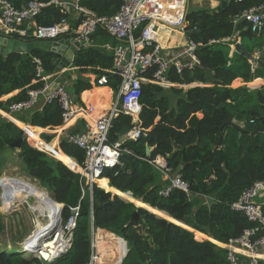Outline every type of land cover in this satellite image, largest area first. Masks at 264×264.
Segmentation results:
<instances>
[{
  "label": "trees",
  "instance_id": "16d2710c",
  "mask_svg": "<svg viewBox=\"0 0 264 264\" xmlns=\"http://www.w3.org/2000/svg\"><path fill=\"white\" fill-rule=\"evenodd\" d=\"M9 1L21 7L30 0ZM263 2L221 0L216 8L201 6L189 9V30L196 28L191 38L202 43L197 50L201 65L182 75L171 71L170 79L179 84L199 82L204 85L186 90L173 86L171 93L159 85L149 83L143 86L140 98L142 110L137 123L142 130L141 135L121 143L122 165L107 169L102 174L97 182L101 188L94 186L93 205L82 175L61 161L72 166L75 158L82 166L84 152L69 143L66 136L61 138L60 148L67 155L63 154L57 142L47 144L39 140L52 157L41 148L33 147L27 139L25 128L30 125L55 128L63 124L59 103L40 104L13 114L24 123L11 117L13 122L5 117L4 111L9 110L11 103L27 99L28 90L40 85L33 84L38 66L35 58L41 60L44 74L54 75L63 65L83 73L66 86L78 104L82 103L83 91L100 86L92 77L85 76L88 73L98 76L107 74L109 83L106 85L118 92L121 80L108 71L113 67L114 56L105 46L114 45L117 41L104 28L98 27L91 43L80 47L72 61H64V55L42 49L0 55V98L19 91L0 102V177L11 167L19 168L64 205L65 221L72 208L80 206L72 247L48 264H89L92 224L100 230L99 233H113L129 241L130 250L121 264H230L228 250L218 244L228 243L252 226L242 212L232 208V204L254 181L264 179V132L252 133L256 127L264 126V86L249 91L244 86L231 88L229 85L238 77L245 82L264 78V53L258 68L253 70L246 54L236 51L230 56L232 42L224 39L239 31L241 46L246 53L254 54L255 49L262 48L264 30L253 32L251 25L243 19L235 26L233 19L235 15ZM79 4L99 15L112 16L120 8L121 0H80ZM64 18L75 27L80 22L72 13H64L55 4L46 7L36 20L38 24L51 25ZM212 40L216 42L210 43ZM71 71L66 72L71 75ZM108 93L111 92L107 87L94 88L86 92L84 98L89 102L93 100L91 103L95 107L99 103L103 106ZM254 105H261L263 110H252ZM198 112H203L202 118L197 116ZM230 116L244 123L242 129L235 124L221 127ZM251 119L254 123L250 122ZM84 124V120L79 121L69 133L81 131ZM134 126L132 117L119 114L113 121L110 141H119ZM41 137L47 142L54 138L47 133L41 134ZM18 140L20 145L14 146L13 143ZM147 146L153 148L149 155L146 153ZM157 155L166 157L172 170L182 174L190 185V193L174 189L167 197L159 194L169 181L164 180L161 171L150 163ZM106 178L113 188L131 192L135 198L165 211V217L179 225L145 208H138L119 196L113 197L111 192L105 191L103 181ZM4 179L5 175L0 179V196L3 194ZM106 203L110 204L106 206ZM136 210L140 216L132 221ZM2 225L0 206V230ZM186 225L214 240H199L203 239V235L195 234L185 228ZM239 259L240 264L249 263L245 256L239 255ZM37 263L40 264V260L26 256L18 244L0 249V264Z\"/></svg>",
  "mask_w": 264,
  "mask_h": 264
},
{
  "label": "built area",
  "instance_id": "2783aa9c",
  "mask_svg": "<svg viewBox=\"0 0 264 264\" xmlns=\"http://www.w3.org/2000/svg\"><path fill=\"white\" fill-rule=\"evenodd\" d=\"M79 1L30 0L27 4L17 7L9 0H0V33L7 37L27 41L71 39L72 42H84L83 46H87L91 43V37L98 27H102L117 41L115 45L106 44L114 56L113 68L109 72L121 80L116 100L108 111L93 123L85 122L81 131L66 135L69 143L78 146L84 152L85 159L79 173L85 180V190H88L93 205L94 186L98 185L96 180L107 169H115L122 165L121 143L119 141L112 143L109 137L114 119L119 114L132 117L135 126L128 134V138L137 139L142 131L137 123L142 110L140 98L143 86L149 83L163 88L182 85L170 79V72L182 75L200 66L201 60L197 55V50L202 43L188 37L186 44L180 47V50L169 53L167 51L173 49L164 48L159 41L160 35L165 30H179L184 34L189 30L187 21L189 0H184L183 8L178 11L175 10L173 0H121L120 8L112 16L99 15L81 6ZM51 4L61 7L64 13H72L73 17L80 19L79 24L75 27L67 18L51 25L38 24L36 18ZM242 19L251 25L253 32H262L264 30V2L235 15L234 25L236 26ZM224 40L232 42L230 44L232 47L235 43H241L239 36H230ZM213 42L216 40L210 43ZM35 61L38 66L33 84L40 85L28 90L27 99L11 103L6 112L12 115L28 111L40 104H50L56 101L62 108V126L67 125L83 109L79 107L66 85L54 79L58 72L54 75L44 74L41 60L35 58ZM252 67L255 70L254 65ZM92 76V79L100 86L109 83L107 74ZM250 122L254 123V119ZM150 163L159 169L169 181L167 186L159 190L161 196H169L174 189L190 193L189 183L180 172L172 170L166 157L157 155L150 160ZM85 190L83 189L84 193ZM263 197L264 179L256 180L232 204V208L242 212L252 226L245 229L241 236L230 239L228 243H217L228 250L230 264H240L239 255L247 257L248 264H264V257H261L264 255V201L260 200ZM60 205L63 214V204ZM79 214L80 206L73 207L68 219L66 221L63 219L64 222L61 220L59 226L52 224L47 232L48 236H44L43 240L51 241L60 236L62 238L60 246L59 243H52V247H48L44 253L41 245L30 243L29 238L33 232L25 239L22 247L20 246L24 254L39 259L40 264H48L68 252L72 247ZM99 231L92 224V254L89 264H98L102 256Z\"/></svg>",
  "mask_w": 264,
  "mask_h": 264
},
{
  "label": "bare ground",
  "instance_id": "6f19581e",
  "mask_svg": "<svg viewBox=\"0 0 264 264\" xmlns=\"http://www.w3.org/2000/svg\"><path fill=\"white\" fill-rule=\"evenodd\" d=\"M173 1H175L176 11L183 8L184 0ZM171 44H173V41ZM103 107L104 105L101 109H103ZM101 109L96 113H92L89 117L91 119H96V115L99 114ZM2 187L3 194L0 196V202L3 203V205L9 206L17 202H19V204L26 203L31 213L35 215V220L38 223V225H36V230L38 231H36V235L29 238L30 243L41 245L44 249V253H46L48 247H52V243H59L60 246L62 243V238L60 236L54 241L53 239L52 241L46 239L43 240L44 236H48L47 232L51 229L52 224H57V226H59L61 223L60 203L56 202L46 189L32 181L18 176L5 175ZM41 217H46V222H41ZM98 237L101 240L100 246H102V256L99 258L98 264H120L127 252L129 241L109 232H100Z\"/></svg>",
  "mask_w": 264,
  "mask_h": 264
},
{
  "label": "crops",
  "instance_id": "0c3cea01",
  "mask_svg": "<svg viewBox=\"0 0 264 264\" xmlns=\"http://www.w3.org/2000/svg\"><path fill=\"white\" fill-rule=\"evenodd\" d=\"M195 2H196V7H201V6H209V7H212V8H216V7H218L219 6V4H220V2H221V0H195ZM190 5V0H189V2H188V6ZM195 7V8H196ZM234 35H236V36H239L240 37V32L239 31H236L234 34H233V37H236V36H234ZM241 39V38H240ZM187 40H188V37H187V35L186 34H184V32H181V31H179V30H171V29H168V30H165V31H163V33L160 35V37H159V41L161 42V44L164 46V48H168V47H170V48H172L173 50H169V51H167V52H169V53H172V52H176V51H178V50H180V47H182L183 45H185L186 44V42H187ZM173 41V44H171V42ZM236 44H238V43H235V45H234V47H232V46H230L231 47V50H230V56H232L233 54H234V52H236V49H235V46H236ZM239 44H241V43H239ZM111 45H113V44H111ZM115 45V44H114ZM106 46V45H105ZM107 48V47H106ZM108 49V48H107ZM110 50V49H109ZM111 51V50H110ZM238 52V51H237ZM264 53V45H263V47L262 48H257V49H255V51H254V54H253V59L251 60L250 59V61H251V63H252V66L254 65V68L256 69V68H258V66H259V59L261 58V56H262V54ZM113 68V67H112ZM111 68V69H112ZM66 70H72L71 68H66V69H63V70H61L60 72L58 71V74H57V78H56V80L58 79L59 80V76L62 74V73H64ZM109 71V70H108ZM74 73V72H73ZM73 73H71L72 74V78L74 79L75 77H77L78 76V74H73ZM55 77V76H54ZM55 79V78H54ZM258 79V80H257ZM257 80V81H256ZM231 85H237V86H235V87H238V86H240V85H243V84H247V85H255V84H257V86H256V88L257 89H260V88H262L263 86H264V78L263 77H258V78H256L255 80H253V81H251V82H245L244 81V79L243 78H241V77H238V78H236V79H234L231 83H230ZM202 85H204L203 83H199V82H193V83H190V84H182L181 86H184L185 88H188V87H190V86H192V87H194V86H202ZM101 87H107L109 90H110V92L111 93H108V94H106V96H105V99H104V102H103V105H104V107H103V109H101V105H100V103L99 104H97L96 105V107L94 106V104H92L91 102L93 101V100H90V102L89 101H86L85 100V98H84V94L86 93V92H88V91H91V90H93L94 88H101ZM171 88V87H170ZM191 88V87H190ZM93 89H89V90H85V91H83L82 93H81V100H82V103H79L78 105H79V107H81L83 110L81 111V112H79L77 115H76V117L74 118V120H71L67 125H61V126H58V127H55L56 129H57V131L59 132V146H60V141H61V138L63 137V135L64 136H66L68 133H69V131L74 127V126H76L77 125V123H79V121H81V120H84L85 122H89V123H93L97 118H99L100 116H102L103 114H105L107 111H108V109L111 107V105L113 104V102L116 100V97H117V92L114 90V89H112L110 86H107V85H101V86H94L93 87ZM256 90V89H255ZM19 91H15V92H13V93H10V94H7V95H4V96H2L1 98H0V102L1 101H6V100H8L11 96H13V95H15L16 93H18ZM102 104V103H101ZM99 109H101L100 111H99V114H97L96 116H97V118L96 119H91L89 116L92 114V113H96V112H98V110ZM5 112V117H7L8 119H10L11 117L12 118H14V119H16L14 116H13V114L12 115H10V114H8L6 111H4ZM4 116V115H3ZM197 116L199 117V118H202L203 117V112H198L197 113ZM10 120H12V119H10ZM16 120H18V119H16ZM233 120H235L236 121V119H233ZM13 121V120H12ZM18 121H20V120H18ZM14 122V121H13ZM20 122H22V121H20ZM22 123H24V122H22ZM237 124H239L240 125V123H242L243 124V122H239V121H237L236 122ZM17 124V123H16ZM18 125V124H17ZM244 125V124H243ZM19 126V125H18ZM32 125H30L28 128L29 129H33L32 127H36V128H39L40 129V135L41 134H44L43 132H46V131H49V130H51L52 128L51 127H46V128H42V127H39V126H32ZM48 134V133H47ZM49 135H51V134H49ZM55 135V137H56V134H54ZM53 135V136H54ZM152 149L153 148H151V151H152ZM67 155V154H66ZM69 156V155H68ZM71 157V156H70ZM73 158V157H72ZM75 159V158H74ZM163 175V174H162ZM99 179H100V177H99ZM99 179L97 180V182L99 181ZM163 179L164 180H167L166 178H165V176L163 175ZM103 185L105 186V188H106V192H114V193H119V195H120V197L121 198H123L124 200H126V201H129V202H133V203H135L137 206H143V207H145V208H147L149 211H151L152 213H155V214H157V215H161L162 217H164V218H167V217H165V216H167V214H166V212L165 211H161V210H158L157 208H155V207H152V206H150L149 204H147V203H144L141 199H138V198H135L133 195H132V193L131 192H121L119 189H115V188H113V186L110 184V180L108 179V178H106V180H104L103 181ZM98 186H99V184H98ZM125 194H128L126 197H124V195ZM261 201H264V197L263 198H261L260 199ZM56 201V200H55ZM57 202V201H56ZM144 205H147V206H144ZM171 217V216H170ZM167 219H169V218H167ZM171 220V219H170ZM173 221V220H172ZM175 222V221H174ZM180 226H182V225H180ZM187 226V225H186ZM184 227V226H183ZM185 228H187V229H190V230H192L195 234H201V236L203 235V237H201V238H203V239H211L210 237H208L206 234H204V233H202V232H200V231H197V230H194V229H192L191 227H189V226H187V227H185ZM218 243V242H217ZM219 244H222V243H219ZM263 257H264V255H262Z\"/></svg>",
  "mask_w": 264,
  "mask_h": 264
},
{
  "label": "rangeland",
  "instance_id": "374dc122",
  "mask_svg": "<svg viewBox=\"0 0 264 264\" xmlns=\"http://www.w3.org/2000/svg\"><path fill=\"white\" fill-rule=\"evenodd\" d=\"M195 7H196L195 0H190V9H194ZM66 68H70V67H67L66 65L61 66V68H59V72L61 70H63V69H66ZM71 69H72V71L69 70V71H71V73L74 72L73 74L83 75V73L79 69H76V70L74 68H71ZM66 71H68V70H66ZM66 71L59 76L60 77L59 80L61 82H63L68 87V84L70 83V81L73 78H72V74L69 75L68 73H70V72H66ZM92 75L93 74H91V73L85 74L86 77H90V78L93 77ZM235 86H237V85H234V84L233 85H229V87H231V88H234ZM240 86L246 87L249 91L257 89L256 88L257 84H255L253 86L252 85L243 84V85H240ZM174 87L183 88L184 90H186V89H189L192 86H190L188 88H185L184 86L176 85ZM166 89H167V91H169V93H171L170 92V88H166ZM235 122H237V120ZM243 124L240 123L241 126H243ZM25 129H26V132H27L28 142L33 147H35V148L39 147V148H41L42 150H44L45 152H47L49 154V151L47 149H45L44 146L42 144H40V142H38L39 140H42V141H44L47 144H51V143L53 144V143L57 142L58 147L60 148V146H59V137H58L59 136V132H58L59 130L57 131L56 128H52L49 131L43 132V133H48V134H51V135L56 134V137L54 135V138L52 140L48 141V142H47L46 139L41 137L40 129L31 130L28 127H26ZM63 137H65V136L63 135ZM61 151L63 152L62 149H61ZM63 154H65V153L63 152ZM49 155H51V154H49ZM56 159H58V158H56ZM59 160H61V159H59ZM74 160H75V164L72 165V166H70L68 163L64 162L63 160H61V161L63 163H65V164H67L72 170L80 172L81 165L76 161V159H74ZM3 175L18 176V177L27 179V180L32 181L33 183L37 184L36 182H34V180L32 178H30L28 175H26L23 171H21L17 167H11L8 170H6L2 174L0 179L3 177ZM48 193L52 196L50 191H48ZM9 206H5V205H3V203H1V213L3 214V225H2L1 230H0V249H5V247H12L13 243L18 244L19 246L22 247V244L24 243L25 239L29 235H31L33 232H34L33 235H36L37 234L36 231H38V230H36V225H38V223L35 220L36 217H35V215L33 213H31V211L29 210V207H28V205L26 203L19 204V202H17L15 204H12V205H9ZM41 218H42L41 222H46V220H47L46 217H41ZM61 219L64 222L62 210H61ZM199 240H205V239H199Z\"/></svg>",
  "mask_w": 264,
  "mask_h": 264
},
{
  "label": "water",
  "instance_id": "95a60500",
  "mask_svg": "<svg viewBox=\"0 0 264 264\" xmlns=\"http://www.w3.org/2000/svg\"><path fill=\"white\" fill-rule=\"evenodd\" d=\"M189 9H190V5L188 6V10ZM195 32H196V30H194V29L188 30L186 32V35H187V37H191ZM83 45H84V42H82V43L72 42L71 39H64V38H62V39H59V41H50V40H29V41H27V40H24V39H19V38H14V37H7V36L3 35L2 33H0V55H2V56H8L11 53H15V52L31 53L34 49H42L44 51H52V52H57L59 54L64 55V61H66V60L67 61L68 60L69 61H72L75 52L80 47H82ZM235 49H236V51H238L240 53L246 54L249 57V59H251V60L253 59V54L246 53L243 50L241 44H239V43L236 44ZM54 78L56 79L57 78V75H55ZM252 110H257V111L261 112L263 110V107L261 105H254L252 107ZM226 124H235V125H237L238 127H240L242 129V126L239 125V124H237L232 119L231 116L227 118V120L223 123V125L221 127H223ZM259 132H264V126H258V127H256L253 130L252 133L254 135H256ZM127 138H128V135L121 136L120 139H119V142L120 143H123L125 140H127ZM13 145L14 146H19L20 145V140L14 142ZM146 153H147V155H149L151 153V148L149 146H147V148H146ZM123 167H126V165L123 164ZM111 194H112L113 197L114 196H119L120 197V195H118L117 193L111 192ZM97 202L101 204V202L99 200H97ZM109 204L110 203H106V206L109 205ZM63 207H64V205H63ZM137 207L138 208H145L143 206H137ZM145 209H147V208H145ZM139 216H140L139 212L137 210L134 211L133 214H132V221L136 220ZM167 220H169L171 222H174V221H172L170 219H167ZM174 223H176V222H174ZM176 224H178V223H176ZM209 240L212 241L214 239L211 238ZM130 244L133 245L134 242L133 241H130ZM129 250L130 249L128 248L127 249V252H126V254L124 256V258L127 256ZM122 262H123V260H122Z\"/></svg>",
  "mask_w": 264,
  "mask_h": 264
}]
</instances>
